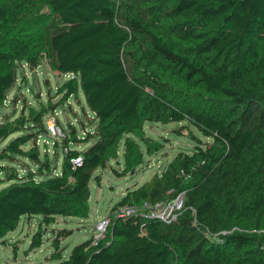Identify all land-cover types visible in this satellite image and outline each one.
Instances as JSON below:
<instances>
[{
	"label": "trees",
	"instance_id": "obj_1",
	"mask_svg": "<svg viewBox=\"0 0 264 264\" xmlns=\"http://www.w3.org/2000/svg\"><path fill=\"white\" fill-rule=\"evenodd\" d=\"M43 40L53 69L72 75L62 88L69 97L81 89L97 121L83 138L72 127L66 148L96 141L69 147L58 172L37 144L52 106L4 115L0 161L26 156L38 173L0 164L9 183L0 190V246L26 218H87L91 182L122 145L125 172L143 165L140 142L149 155L160 150L146 121L188 122L212 142L196 138L192 152L107 213L185 192L177 220L114 218L104 239L57 253L55 264H264V0H0V111L19 69L40 66ZM71 234L59 232L54 248ZM42 244L34 235L32 249Z\"/></svg>",
	"mask_w": 264,
	"mask_h": 264
},
{
	"label": "rangeland",
	"instance_id": "obj_2",
	"mask_svg": "<svg viewBox=\"0 0 264 264\" xmlns=\"http://www.w3.org/2000/svg\"><path fill=\"white\" fill-rule=\"evenodd\" d=\"M45 42L43 40L40 66L31 70L25 64L19 69V81L8 95V107L0 111V120L5 114L10 115L12 119L17 118L23 111L29 117L30 113L35 110L40 111L44 107L52 106V113L58 115L63 135L61 138L40 136L37 144L41 160L48 157L52 168H56L59 172L69 147L84 151L96 141L93 139L79 144L72 141L67 149L65 140L69 138L72 127L75 128L77 136L83 138L87 131H93L96 128L97 121L87 106L81 89L78 95L69 97L62 88L72 75H61L53 69L55 55L48 41ZM15 100L20 101L16 102V107L13 103ZM13 107L16 110L15 116L12 113ZM144 131L147 138L161 146L160 150L149 155L146 152V144L139 141L144 153L143 165L125 172L122 145L118 159L111 161L106 168L96 172V175L101 176L100 182H91L92 195L89 202L90 213L87 218L56 217L51 219L50 223L43 222L41 217L24 219L13 232L5 236L4 243L0 246V264H55V258L59 252L64 257H68L76 245L94 236L97 221L112 211L114 205L125 194L140 188L155 174L160 173L180 152H192L200 144L196 138L202 143L212 142L211 138L188 122L163 124L146 121ZM18 134L20 133L12 135L2 146L7 145ZM32 144L33 142L30 141L22 148L24 151L31 150ZM0 164L15 168L20 175L27 171L37 172L35 164L26 156L16 155L13 160H2ZM6 180L5 174L0 172V190L9 184ZM64 229L70 230L72 234L66 238H60V246L55 249L53 242L57 239L58 233ZM39 234L43 237V244L32 249L33 237Z\"/></svg>",
	"mask_w": 264,
	"mask_h": 264
},
{
	"label": "built area",
	"instance_id": "obj_3",
	"mask_svg": "<svg viewBox=\"0 0 264 264\" xmlns=\"http://www.w3.org/2000/svg\"><path fill=\"white\" fill-rule=\"evenodd\" d=\"M45 127L47 130V137H59L63 135L62 128L58 124V115L50 113L45 118ZM75 165L82 163V158L78 157L72 160ZM185 206V192L177 195L172 201L150 202L144 201L142 204L125 205L117 208L113 216L106 214L101 217L96 224L95 234L93 236L94 244L104 239L110 223L114 218H123L129 216H138L145 220H159L166 224H170L177 220L182 213Z\"/></svg>",
	"mask_w": 264,
	"mask_h": 264
}]
</instances>
